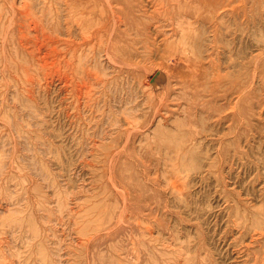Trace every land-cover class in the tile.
Instances as JSON below:
<instances>
[{"label": "rangeland", "instance_id": "1", "mask_svg": "<svg viewBox=\"0 0 264 264\" xmlns=\"http://www.w3.org/2000/svg\"><path fill=\"white\" fill-rule=\"evenodd\" d=\"M0 264H264V0H0Z\"/></svg>", "mask_w": 264, "mask_h": 264}]
</instances>
